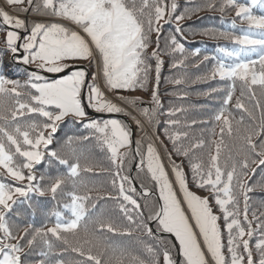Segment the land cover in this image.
Segmentation results:
<instances>
[{
    "label": "snow or ice",
    "instance_id": "obj_1",
    "mask_svg": "<svg viewBox=\"0 0 264 264\" xmlns=\"http://www.w3.org/2000/svg\"><path fill=\"white\" fill-rule=\"evenodd\" d=\"M202 6L213 9L216 2L210 0ZM257 6L264 11V0H248L247 3L221 0L219 11L234 8L235 16L248 27L241 29L239 35L212 28L203 31V35H218L234 45L219 47L218 55H205L204 61L215 63L210 73L196 78L218 77L226 82L224 87L201 93L205 96L223 93L219 107L208 120L200 121H215L219 125V139L211 141L214 151L209 153L206 162L193 158L192 152L203 147L205 141L201 139L185 146L181 141L188 137L187 132L169 131L180 123L171 117L183 109L169 108L166 115L170 118L165 121L163 131L172 145V150L166 152L169 171L154 143L149 142L145 151L142 139L137 140L133 153L132 132L128 126L115 118L103 121L89 118L86 107L97 113L128 115L131 109L137 113L132 117L135 124L147 135V129L159 123L157 116L163 107L158 92L164 63L162 53L173 58L171 69L183 67L190 57L195 59L200 55L198 48L185 55L180 24L200 11V7L185 8L175 16V31L166 37L162 50L161 21L167 23L172 19L176 3L168 5L164 0H0V30L5 32L3 51L10 53L17 65H34V68L22 69L26 75L24 80L9 78L0 65V169L17 182L15 185L0 182V264H159L158 254L151 245H145L151 257L146 260L129 256L119 245L101 235L105 232L131 235L133 230L143 231L150 237L167 233L175 238L180 259L174 261L165 248L163 264H264V212L258 215L254 210L249 219V194L253 186L245 179L250 161L264 166V14L253 13ZM66 23L75 25L78 30L65 26ZM231 27L236 28L235 20ZM153 32L156 47L147 54ZM176 54L182 58L176 59ZM70 61H87L88 67H75ZM149 61H154L156 73V83L151 89L149 74L153 65ZM93 64L95 70H91ZM70 67L75 70L62 74ZM45 73L61 75L50 79ZM237 81L241 90L232 104ZM169 82L180 85L183 80L173 78ZM137 89L150 90V102L146 104L139 96L123 94ZM230 107L246 114L249 123H244V115L237 120ZM26 116L39 119L20 123ZM65 124L81 125L89 135L77 136L69 134L70 129L65 130L57 142L58 148H52ZM213 134L216 135L214 130ZM225 134L233 141L234 154L230 149L222 164V149L227 147ZM92 139L106 150L109 167L100 166L91 151L82 146ZM173 154L188 159L192 183L208 191V195L200 196L190 190L188 173L182 163L172 159ZM17 156L23 158L21 164L16 162ZM46 156L49 166L54 160L65 170L60 171L58 167L55 174H50L46 169L38 177L35 166ZM254 156L259 160H254ZM130 157L139 158L138 173L145 172L155 193L143 182L137 191L130 173L125 171L126 161L131 164ZM97 168L112 177L110 183L115 195L108 192L103 197L99 192L95 197L92 195L96 185L84 174H97ZM23 169H27V174ZM255 171L253 168L252 172ZM258 186L264 189V182ZM31 194L50 197L70 216L65 217L54 207L42 211L45 217H55L53 226L37 227L29 222L21 231V225L15 221L10 223L9 214L15 205L22 203L31 209L34 217L36 207L31 202ZM154 194L156 200L150 207L147 198ZM58 196L64 201L57 200ZM138 197L145 199L143 206ZM96 199L114 200L127 224L105 217L103 212L93 219L90 214L96 210ZM40 207L43 210L44 206ZM145 209L148 210L146 216ZM14 215L19 219L23 213L17 211ZM90 224L95 228H90ZM151 224L156 225L155 231ZM14 228L20 231L19 235ZM49 234L63 247L57 250ZM68 234L76 243L69 240ZM37 241L43 246L39 251H36ZM33 252L41 259H24ZM69 252L79 258H59Z\"/></svg>",
    "mask_w": 264,
    "mask_h": 264
},
{
    "label": "trees",
    "instance_id": "obj_2",
    "mask_svg": "<svg viewBox=\"0 0 264 264\" xmlns=\"http://www.w3.org/2000/svg\"><path fill=\"white\" fill-rule=\"evenodd\" d=\"M164 2L168 5L172 3L177 4V8L175 13L173 14L172 19L165 23L161 21L162 28H161V35H160V48L163 50L165 48L166 37L170 34L174 33L176 27L175 16L180 15L181 12L184 11L185 8H196L200 7V11L194 12L190 18H185L184 20L180 21L182 26L184 38L181 42L184 43L186 53H190L194 49H200V55L195 59L191 57L188 59L185 66L171 69L170 64L172 62V57L169 55H165L162 53L163 58V65L161 67L160 72V80H159V98L163 107L161 108L157 119L159 121L158 124H155L152 129H147V135H144V132L137 127L135 124L134 126V138L133 143L136 147V141L142 139V150L146 151V146L149 142L154 143L156 150L160 153L163 163L170 171V162L167 159L166 152H170L172 150L171 142L167 140V138L163 135V131L165 128V121L169 119L166 115V112L169 108H180L183 111L178 112L175 116L171 117L172 119H177L180 121L179 125L176 127H170L169 131H181L187 132L188 137L186 139H182V143L185 146H190L192 143H195L198 140H204L205 144L203 147L194 150L191 154L193 158H199L203 161H207L208 155L210 152L214 151V145L211 144L212 140L219 139V125L215 121H211L209 123H201L200 121L208 120L209 117L213 114V111L219 107V101L222 99L223 93H213L210 96L201 95V93L207 92L212 88H219L226 86V82L220 81L219 78L215 79H206V80H197L198 76H203L205 73H210V69L212 65L215 63L213 60L204 61L203 57L205 55H218L217 49L219 47H233V42L231 40L225 39L220 36H212V35H203V31L205 29H216L218 31H228L233 32L234 34L239 35L241 29H245L248 27L247 23L240 20V18L235 16V9L228 8L223 13L219 11V4L221 0H215L216 7L213 9H207L202 5L206 2H210V0H164ZM238 3H247L248 0H237ZM253 13L255 15L264 14V11L260 9L259 6L253 8ZM235 20L236 28L233 29L231 27L232 21ZM5 35L4 30H0V65L3 67L4 73L12 79H26V75L22 71L25 67H32L34 65L23 66L17 65L13 60H6L7 57H11V54L8 52L3 51V37ZM178 38H179V34ZM151 40L152 43L149 45L147 49V54H150L152 49L156 47V33H151ZM182 57L180 54H176V59H181ZM255 58V57H253ZM153 65V69L149 74V89L156 83V73L154 70V61H149ZM197 65H199L197 67ZM92 70H95V65L93 64ZM52 79L51 77H49ZM90 78V77H89ZM173 78H180L183 80V83L180 85H175L170 83L169 81ZM241 90L240 82L237 81L236 83V90L234 94V99L232 104L235 102V96H239ZM87 93V88H86ZM124 94V93H123ZM124 95L128 96H139L142 100L146 102H150V90L145 91L142 89H137L135 91L126 92ZM111 96V94H109ZM87 102V99H85ZM117 104H120L119 101H114ZM88 103V102H87ZM121 107L127 108V105H122ZM92 110V109H91ZM93 111V110H92ZM131 112V115H128L124 112L122 113H102L105 114L104 116L95 115L92 116L88 113V117L92 119L98 120H105V119H118L122 121L126 126L130 128L129 123L123 118L120 117L121 114H124L132 123H135L132 119L133 116H137V113L128 109ZM230 111L232 115L239 120L242 115L245 116L244 123H249L246 114H244L241 110H237L234 107H230ZM139 118V117H138ZM32 119H39L35 116H26L22 118L19 122L25 123ZM195 120L197 121L196 124H192L191 122ZM70 129L69 134L77 135V136H85L89 135L88 130H84L81 125L72 126L70 124L62 125L60 133L55 137L54 143L51 146L52 148H58V141L64 136L65 130ZM131 130V129H130ZM213 130L216 135L213 134ZM157 137L159 139H157ZM224 143L227 147L222 149L221 153V163L223 164L224 160L227 159L229 155V150L232 149L233 141L225 134L224 136ZM84 148L89 149L91 151V155L94 157L95 161L99 163L102 167H109L107 158H106V150L102 149L101 146L97 143L95 139L89 140L82 145ZM133 149V153L135 148L131 145ZM234 154V149H232ZM48 157L46 156L45 159L39 164L35 166V174L39 177L41 173H44L45 170L50 174H55L57 168L59 167L60 171H64L65 169L63 166H58L57 162L53 160L52 165L49 166L48 164ZM177 163H182L184 170L188 173V183L190 190L196 192L200 196L208 195V191L203 189H198L192 183L191 180V173L189 172L188 168V159L176 156L173 154L172 157ZM254 160L258 161L259 157H253ZM131 164L126 161L125 163V171L127 173L132 174L133 179L136 181L137 186L140 187L141 182H143L144 186L149 188L150 191L155 193V189L153 187L152 182L148 179L145 172H139L134 165L139 162V158L136 157L133 159L132 157L129 158ZM16 162L21 164L23 162V158L17 156ZM133 167V168H132ZM255 168V173L252 172V169ZM25 174H27V169H23ZM97 174H84L85 178L89 181L95 183L96 187L92 191V195L95 197L97 192H99L100 196L108 192L112 195H115V191L111 187V179L112 177L108 174H104L100 172V168L96 169ZM245 179L249 180L250 186H253V191L249 194L250 201H249V219L252 218V211H257L259 215L260 212H264V189L259 187L258 185L261 182H264V166L258 165V163L249 162V168L247 169V176ZM0 182L6 184H13L15 185L17 182H14L11 177H9L2 169H0ZM91 187V185H90ZM137 191L139 192L138 188ZM139 202L143 206L145 203V199L143 197H138ZM57 200L64 201V198L61 196L57 197ZM156 200V195L149 196L147 198V202L151 207L152 204ZM31 202L36 207V214L33 217L31 209H28L25 204L18 203L14 206L12 213L9 214V221L12 223L15 221L16 224L21 225L22 227L26 226L29 222L33 223L35 226H44V227H51L55 223V217H45L42 214V211H50L54 207L56 210H59L63 213L65 217L70 216V213L63 209L61 205L57 204V201L52 200L50 197H39L36 194H31ZM96 203V210L94 213H91V217L94 219L97 214L103 212L105 217H111L117 220L118 223L127 224V221L123 219L122 214L119 212L117 204L114 200H106V199H96L94 201ZM41 205L44 206L43 210L41 209ZM243 208V199L241 198V209ZM23 213L22 217L17 219L14 215L15 212ZM148 214V210L145 209V216ZM153 225V230L155 231L156 225ZM90 228H95L94 224L89 225ZM245 227H247L245 225ZM253 227H255V223H253ZM134 228V226H133ZM14 231L16 229L14 228ZM16 234L19 235L20 231H16ZM81 238L83 237V233H80ZM102 236L106 237L108 241L111 243L119 245L123 250H125L129 256H140L146 260H150L151 257L147 253L145 249V245H151L157 252V259L159 264H163V251L167 248L174 261H176L177 250H178V243H174L171 236L163 235V234H156L155 237L147 236L143 231H136L133 230L131 235H114L112 233H103ZM69 240L72 243H76L75 239L68 234ZM49 238L53 240V243L57 246V250L63 247V244L59 241H55L49 234ZM251 244L254 246L255 238L251 241ZM175 245V247H173ZM42 244L40 241H37L36 244V251H39L42 248ZM85 247H88L87 245ZM95 252V249H93ZM254 257L256 256L255 249H253ZM61 259H78L79 257L76 256L74 253H68L65 256L59 257ZM180 258V257H179ZM26 260H38L41 257L35 255L33 252L31 255L24 257Z\"/></svg>",
    "mask_w": 264,
    "mask_h": 264
},
{
    "label": "water",
    "instance_id": "obj_3",
    "mask_svg": "<svg viewBox=\"0 0 264 264\" xmlns=\"http://www.w3.org/2000/svg\"><path fill=\"white\" fill-rule=\"evenodd\" d=\"M12 59V58H11ZM75 67H84V66H80V65H75ZM29 69H31L30 67H28ZM74 68H72V67H70L69 69H67L64 73H62V74H67L68 72H70V70H73ZM45 75L46 76H48V77H58V76H60L61 74H48V73H45ZM84 104H85V106H87V104H86V102H85V100H84ZM86 111H87V113H89L90 115H92V116H95V115H99V116H104L105 114H100V113H97V112H93V111H91L89 108H87L86 107ZM129 124H130V129H131V132H132V136H131V139H132V146L135 148V146H134V143H133V136H134V134H133V132H134V126H133V124L132 123H130V121L128 120V118L127 117H123ZM133 167H135V165L133 166ZM132 167V168H133ZM131 177L133 178V176H132V174H131ZM133 181H134V184H135V186H137V183H136V181L133 179ZM138 188V190L140 191V187H137ZM151 226L153 227V225L151 224ZM163 235H167V236H171L170 234H167V233H164ZM172 238H173V241H174V243H176V241H175V238L173 237V236H171ZM177 261L180 259L179 258V252L177 251Z\"/></svg>",
    "mask_w": 264,
    "mask_h": 264
},
{
    "label": "rangeland",
    "instance_id": "obj_4",
    "mask_svg": "<svg viewBox=\"0 0 264 264\" xmlns=\"http://www.w3.org/2000/svg\"><path fill=\"white\" fill-rule=\"evenodd\" d=\"M65 26H67V27H69V28H71V29H73V30H78V29H76L75 28V25H71V24H67L66 23V25ZM6 60H8V58L6 59ZM10 60V59H9ZM8 60V61H9ZM70 64H72V65H82V66H84V68H86V67H88V64H87V61H70L69 62ZM32 68V67H31ZM73 70H75V69H73ZM91 70H92V67H91ZM70 71H72V70H70ZM56 78H59V76L58 77H56ZM85 90H86V88H85ZM85 94H86V92H85ZM125 94V93H124ZM86 99V98H85ZM86 102V101H85ZM86 104H87V102H86ZM90 109V108H89ZM91 110V109H90ZM92 111V110H91ZM93 112H95V111H93ZM100 114H102V113H100ZM120 117H126L124 114H121V116ZM130 121V120H129ZM130 123H132V121H130ZM133 124V126H135V123H132ZM130 125V124H129ZM134 133V132H133ZM134 138V137H133ZM178 252H179V250H178ZM177 253V252H176ZM177 261V260H176Z\"/></svg>",
    "mask_w": 264,
    "mask_h": 264
}]
</instances>
